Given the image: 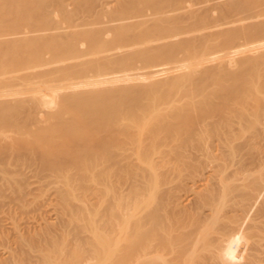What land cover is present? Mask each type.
Segmentation results:
<instances>
[{
    "label": "bare ground",
    "instance_id": "1",
    "mask_svg": "<svg viewBox=\"0 0 264 264\" xmlns=\"http://www.w3.org/2000/svg\"><path fill=\"white\" fill-rule=\"evenodd\" d=\"M46 1L0 0V129L24 132L10 162L0 143V173L23 163L70 182L81 170L94 201L71 216L57 193L70 216L15 224L0 264H264V0H113L100 29L53 34L35 25ZM93 66L111 76L89 77Z\"/></svg>",
    "mask_w": 264,
    "mask_h": 264
},
{
    "label": "rangeland",
    "instance_id": "2",
    "mask_svg": "<svg viewBox=\"0 0 264 264\" xmlns=\"http://www.w3.org/2000/svg\"><path fill=\"white\" fill-rule=\"evenodd\" d=\"M77 1V0H76ZM103 1V2H105V1H108V2H111V3H109V4H105V3H101V2ZM47 3H46V5H45V3L43 4V7L45 6V9H46V11H47V13L46 12H44V13H46V16H45V19H43L41 22H39L40 20H37V22L35 23V25L36 26H38V25H40L41 23V26H45L46 25V27L48 26V29H51V30H49V33H50V31H51V33L53 34L54 33V31H53V29H58V26H61V27H63V29H64V31H66V29L68 28V30H69V24H79V22H82V21H84L85 23H87V26H85V28L87 27L88 29H93V30H98V29H100L101 27H102V25H103V21H106L105 19H107V15H103L102 13H105V12H108L107 10H109L112 6H113V4H114V2H113V0H99L98 1V3H96V7H94V8H89V9H86L85 7H83V4H80V3H84L83 2V0L81 1V0H78L77 1V4L76 3H74L75 1L74 0H48V1H46ZM59 2V3H58ZM73 3V4H72ZM101 3V4H100ZM56 4V5H55ZM76 4V5H75ZM79 4V5H78ZM105 4V6H103ZM59 5V6H58ZM78 5V6H77ZM80 5H81V7H80ZM100 5V6H99ZM102 5V6H101ZM57 6V7H56ZM40 7H41V5H40ZM56 7V8H55ZM71 7V8H70ZM80 7V8H79ZM105 7H107V8H105ZM83 8H84V10H83ZM97 8H98V11H96L95 12V10H97ZM105 8V9H104ZM44 9V10H45ZM68 9V10H67ZM74 9V11H71V10H73ZM99 9H101V10H99ZM81 10V11H80ZM87 12H86V11ZM102 10H104V11H102ZM50 11V12H49ZM73 12H74V15H75V17H74V15H73ZM92 12H94V13H92ZM98 13V14H97ZM60 14V15H59ZM88 14V15H87ZM94 14V15H93ZM98 15V16H97ZM101 15V16H100ZM105 16H106V18H105ZM50 17V18H49ZM59 17L61 18V19H59ZM71 17V18H70ZM77 17V18H76ZM49 18V19H48ZM75 18V19H74ZM48 20V23H46L47 22V20ZM101 20V21H100ZM90 21V22H89ZM50 22H52L51 23V27H53V28H50ZM57 22H58V24H57ZM103 22V23H102ZM102 23V24H101ZM65 24H66V26H65ZM91 24V25H90ZM101 24V25H100ZM69 25V26H68ZM61 27H59V28H61ZM77 27V26H76ZM77 28H79V27H77ZM82 28H84V26H82ZM82 28H80V29H82ZM48 29H47V31H48ZM63 29H61V31H60V29H59V32H62L63 31ZM74 29H76V28H74ZM46 31V33H48ZM57 31V30H56ZM63 31V32H64ZM56 33V32H55ZM103 34V35H102ZM109 32L108 33H101L100 35H99V40L97 41L98 42V47H97V49H96V51H95V55H96V57H100V59L99 58H97L99 61L101 60V62H104V60L105 59H107L106 57H105V55H110L111 53H112V51L111 50H108V46L107 45H109V46H113V45H110V44H107L108 42H111V43H116L115 41H116V37L114 36V34H112V33H110L109 35ZM107 35V36H106ZM113 36V37H112ZM103 37H105V38H103ZM110 37V39L108 40V38ZM100 38H102L103 40H101L100 41ZM115 38V39H114ZM80 46L79 47H81V45H82V47H81V49H86L87 48V42L85 41V43H84V41H79V43H78ZM107 44V45H106ZM111 48V47H110ZM99 49H100V51H99ZM108 50V51H107ZM40 52H37V56L38 57H41V56H45V57H48L49 56V53H48V50H46V49H44V50H39ZM47 51V52H46ZM103 51V52H102ZM110 51H111V53H110ZM115 51V50H114ZM113 51V52H114ZM43 53V54H42ZM47 55H46V54ZM99 53V54H98ZM108 53H110V54H108ZM93 54V55H94ZM105 57H103L102 55ZM35 55V56H36ZM93 55L91 56H89V55H87V56H85V57H87V58H95V57H93ZM94 55V56H95ZM74 56H76V55H74ZM77 57V56H76ZM76 57H72L71 59H69V62H73V61H77V59H84L85 57H81V58H76ZM86 58V59H87ZM90 58V59H91ZM97 59H94V60H97ZM103 59V60H102ZM97 60V61H98ZM98 61V62H99ZM93 64H94V62H93ZM97 65V64H96ZM95 65V66H96ZM94 67V66H93ZM40 68H42V67H39V66H36L35 68H31V69H29L30 71V73L32 72V73H34V74H36L35 72H38V69L40 70ZM95 68V67H94ZM92 68V70H90L89 72H87L88 73V76L89 77H95V76H98V77H100L101 78V76L103 75L104 77H106V76H111V75H108V74H104V72L101 70L100 72L102 73H98L97 71H98V69L97 68ZM101 69V68H100ZM21 71H23V70H21ZM27 71V70H26ZM28 72V71H27ZM19 73L21 74L22 72H20L19 71ZM18 73V74H19ZM23 73H26V72H23ZM22 73V74H23ZM94 75H92V74ZM95 73V74H94ZM98 73V74H97ZM92 75V76H91ZM102 76V77H103ZM103 77V78H104ZM70 79V77H67L66 79ZM72 78V77H71ZM68 79V80H69ZM76 79V78H75ZM75 79H71L72 81H74ZM65 80V79H64ZM63 80V81H64ZM67 80V81H68ZM62 81V82H63ZM70 81V80H69ZM71 81V82H72ZM65 83H66V80L64 81ZM68 83V82H67ZM70 83V82H69ZM105 84H107V83H105ZM105 84H103L104 86H105ZM101 86H103L102 85V83L100 84ZM100 86V87H101ZM20 90L22 89V88H19ZM26 96V95H25ZM27 96H29V95H27ZM26 96V97H27ZM46 108V109H45ZM50 107H48L47 108V106H42L41 107V110H40V113L38 114L39 116H37V114L36 115H34V119L35 120H44V117L46 116L45 115V113H47V112H44V111H49L50 109H49ZM48 109V110H47ZM55 108H52V110H54ZM41 111H43V113L41 112ZM51 113V112H50ZM40 114H43V115H40ZM48 114V113H47ZM57 115V114H56ZM56 115L54 114V116L56 117ZM36 116V117H35ZM42 116V117H41ZM54 116H53V118H54ZM33 120V118L31 119V121ZM35 120H33V121H35ZM32 121V122H33ZM38 122V121H37ZM9 129V130H8ZM8 129H6V131H5V129H3V131L1 130L0 131V143H3V144H6V146L5 145H3V146H5L4 148H6L7 150V155H6V161H8V162H10V160H14L13 158H16L17 157V155H16V153L15 152H17L16 151V149H13V148H8V146H10V143L12 142V140L11 139H15L17 136V138H20L21 136H23V130L21 129L20 130V128H16V129H12V130H14V133H13V131H10V128H8ZM25 130V129H24ZM17 131V132H16ZM45 131V130H44ZM43 131V132H44ZM2 132V133H1ZM23 132V133H22ZM41 133V135H39V137L41 138V140L43 141H45L46 139H48L49 138V136H50V132H48V130L47 131H45L44 133ZM46 132H48V133H46ZM9 133V134H8ZM44 135H46V136H44ZM2 136V137H1ZM8 136V137H7ZM11 138H10V137ZM5 137V138H4ZM13 137H15V138H13ZM48 137V138H47ZM43 138V139H42ZM39 139V138H38ZM38 141H40V139L38 140ZM5 142V143H4ZM41 142V141H40ZM7 143H9V145L7 146ZM1 145V144H0ZM90 145L92 146V143H90ZM66 146H68V147H66ZM70 144L68 143V145L66 144V143H64L62 146H61V149L64 151V158L67 160L68 158H66L67 157V155L69 156V159H68V161L70 160V157L71 158H73L74 157V154H78V151H77V147L76 146H71V148H70ZM66 148V149H65ZM68 148V149H67ZM74 148V149H73ZM75 148H76V153L73 151V150H75ZM12 149V150H11ZM35 149V148H34ZM34 149H32V152H31V150H30V153H33V154H30V155H35L36 153L35 152H37V153H39L40 152V150L38 149L37 150V148H36V150H34ZM90 149H91V147H90ZM9 150V151H8ZM15 150V151H14ZM34 150V151H33ZM68 150H70L71 152V154L69 153V151ZM11 151H14V152H12V153H14V154H12L11 153ZM72 152H74V154L72 153ZM35 153V154H34ZM66 153V154H65ZM67 153H69V154H67ZM88 153V154H87ZM73 154V155H72ZM79 154H80V152H79ZM86 154V155H85ZM91 153H90V150H89V152H86V153H82V155H83V158H82V155L80 154V158H82V160L80 159V162H82V165L83 166H90L92 163H89L90 161H87V158H84V157H90V156H88V155H90ZM9 156V157H8ZM12 156V157H11ZM86 161H85V160ZM85 161V162H84ZM26 162V161H25ZM86 162H88V164H86ZM27 163V162H26ZM21 164H23V163H21ZM19 165V163H17V164H15V166H14V164L11 166V170L13 171H15L14 173L13 172H10L9 173V175L7 176V175H4V174H2V173H0V254H3L5 251H6V249H7V246L9 245V243L13 240V236H14V226H15V224H19V225H23V226H33L34 224L35 225H38V222H39V224H41V222H42V224L43 223H45V222H43V221H45V220H51V222H55L56 221V219H57V217H58V219H57V221H59V219L62 217H66V218H63V219H67L68 217H67V214H64V213H66V212H68V211H61L60 213H59V211L61 210V208H65V206L63 207V206H61V200H59V194H57V193H60V192H62V191H66V192H68V198H69V200H71L69 203H71L73 206H77V208L75 207V209L76 210H74L73 208V206L70 204L69 206H72L73 208V213L71 212L72 210L70 209V207H69V212L71 213V216H72V214H77L78 212H80V214L79 215H81V214H85V215H88L89 214V210H86V209H89V208H87V207H85V202H90V201H94V190L92 191V189H94V187H95V180H94V177L93 176H90V174H88V177H87V175H86V178L84 179V177H83V180H82V174H81V170H78L77 171V169H72V171H74V174H73V172H71V173H69L68 172V175L69 176H71V178H70V182H62V181H60V180H58V179H54L53 180V176H50V177H48V176H46L47 178H45L44 177V179L43 178H41L42 176H36V173H34L33 172V170H32V172H30L29 173V170L31 171V169L33 168H31V167H29L28 169H27V166L26 165ZM19 165V166H18ZM26 166V168H24ZM23 168H24V170H23ZM27 169V170H26ZM11 170H9V171H11ZM26 171V172H25ZM77 171V173L75 174V172ZM23 172H24V174H23ZM26 173H27V175H26ZM33 173V174H32ZM80 173V174H79ZM12 174V175H11ZM14 174H17L16 176L14 175ZM35 174V175H34ZM15 177H14V176ZM32 175H34L33 177H32ZM78 175V176H77ZM79 175H80V180H79ZM5 176H6V178H5ZM9 176H10V178H9ZM25 176V177H24ZM30 178H29V177ZM13 177H14V179H13ZM17 177V178H16ZM18 177H19V180H18ZM41 178V179H39V178ZM52 177V178H51ZM12 178V181L10 180ZM15 178H16V181H17V183H16V181L14 182V180H15ZM26 178V179H25ZM73 178V179H72ZM8 179V180H7ZM37 179V180H36ZM50 179V180H49ZM39 180V181H38ZM56 180H57V183H55L56 182ZM74 180H76V181H74ZM78 180H79V182H78ZM86 180V181H85ZM92 180H94V182L92 181ZM47 181V182H46ZM55 183H53V182ZM60 183H59V182ZM82 181V182H81ZM85 181V182H84ZM10 182V183H9ZM28 182V183H27ZM52 182V183H51ZM81 182V183H80ZM59 183V184H58ZM62 183H63V185H62ZM78 183V184H77ZM91 183V184H90ZM46 184V185H45ZM59 185V187H58V185ZM74 184H75V187H74ZM86 184V185H85ZM61 185V186H60ZM69 185V186H68ZM20 187V189H19V187ZM24 187V188H23ZM54 187V188H53ZM58 188H59V190H58ZM64 188V189H63ZM74 188V189H73ZM18 189V190H17ZM86 189V190H85ZM24 190V191H23ZM69 190V191H68ZM74 190V191H73ZM88 190V191H87ZM59 191V192H58ZM64 191V192H65ZM113 190H111V191H109L108 192V194H110V192H112ZM19 192V193H18ZM24 192H25V194H24ZM28 193V194H27ZM93 193V195L92 196H90V194H92ZM75 194V195H74ZM57 196H58V198H57ZM82 196H83V198H82ZM85 196V197H84ZM88 196V197H87ZM76 197V198H75ZM56 198V199H55ZM87 198V199H86ZM83 199V201H81ZM93 199V200H92ZM90 200V201H89ZM60 201V202H59ZM73 202V203H72ZM78 204V205H76V204ZM91 203V202H90ZM60 204V205H59ZM84 206H83V205ZM89 204V203H88ZM58 205V206H57ZM79 205H80V207H79ZM60 206V207H59ZM89 207H91L90 206V204L88 205ZM82 207H84L85 209L83 210V208ZM60 208V209H59ZM57 209H59V211L57 210ZM66 209V208H65ZM64 209V210H65ZM80 209H82L81 211H80ZM71 210V211H70ZM38 211H39V213H38ZM77 211V212H76ZM57 213V214H56ZM69 213V214H70ZM58 214L60 215V217L58 216ZM78 215V214H77ZM54 217V218H53ZM56 217V218H55ZM43 218H45V220L43 219ZM43 219V220H42ZM42 220V221H41ZM53 220V221H52ZM36 221V222H35ZM26 224V225H25ZM8 242V243H7ZM263 243H264V240L262 241ZM5 250V251H4ZM2 252V253H1ZM258 264H260V263H258Z\"/></svg>",
    "mask_w": 264,
    "mask_h": 264
}]
</instances>
